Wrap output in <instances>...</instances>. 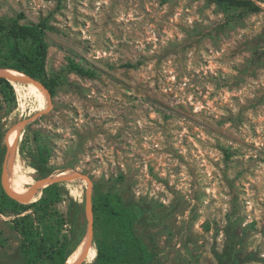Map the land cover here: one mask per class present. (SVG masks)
Masks as SVG:
<instances>
[{
    "label": "rangeland",
    "instance_id": "obj_1",
    "mask_svg": "<svg viewBox=\"0 0 264 264\" xmlns=\"http://www.w3.org/2000/svg\"><path fill=\"white\" fill-rule=\"evenodd\" d=\"M0 14L56 28L46 33L55 94L8 76L0 122L4 187L28 202L46 181L63 187L66 264L97 254L96 190L137 207L159 264H264V12L210 0H0ZM14 218L0 214V264H23Z\"/></svg>",
    "mask_w": 264,
    "mask_h": 264
},
{
    "label": "trees",
    "instance_id": "obj_2",
    "mask_svg": "<svg viewBox=\"0 0 264 264\" xmlns=\"http://www.w3.org/2000/svg\"><path fill=\"white\" fill-rule=\"evenodd\" d=\"M225 10L241 9L244 12H264V0H210ZM22 16L9 17L0 14V68H11L42 82L55 94V79L49 78L47 59L48 30L56 29L50 17L37 23L21 21ZM72 67L83 75H94L91 69L72 62ZM10 78L0 73V88L14 95ZM42 85V84H41ZM43 87V86H42ZM44 88V87H43ZM45 89V88H44ZM5 130L0 122V214L15 215L14 228L22 240L19 255L23 264H66L74 250L71 239L64 233L68 219L56 205L64 197L63 187L52 183L43 189L39 200L23 202L13 196L3 184V166L7 150ZM40 157L47 160V150L41 148ZM33 210V213L28 212ZM97 254L90 264H159L154 252L138 235L136 224L139 211L115 192L96 190L93 196ZM71 232L74 228L71 226Z\"/></svg>",
    "mask_w": 264,
    "mask_h": 264
},
{
    "label": "bare ground",
    "instance_id": "obj_3",
    "mask_svg": "<svg viewBox=\"0 0 264 264\" xmlns=\"http://www.w3.org/2000/svg\"><path fill=\"white\" fill-rule=\"evenodd\" d=\"M0 73L5 74L7 76L13 75L19 79H27V80L31 81L33 84H35L37 86V89H40L39 86H42L38 81L31 78L30 76H28L24 72H21V71L15 70V69H11V68L0 69ZM46 183H47V181L44 182L43 185H45ZM9 190L11 191L13 196L16 197L17 199H19L20 201L28 202L30 200L26 196H24L20 193V190L16 184H11V188ZM38 194H40V191L38 192ZM35 198H37V196L34 197V199Z\"/></svg>",
    "mask_w": 264,
    "mask_h": 264
},
{
    "label": "water",
    "instance_id": "obj_4",
    "mask_svg": "<svg viewBox=\"0 0 264 264\" xmlns=\"http://www.w3.org/2000/svg\"><path fill=\"white\" fill-rule=\"evenodd\" d=\"M28 76H29V75H28ZM31 78H32V77H31ZM33 79H34V78H33ZM35 80H36V79H35ZM36 81H38L40 84H42V86L45 88V85H44L42 82H40L39 80H36ZM57 180H58L57 178L51 179L47 185L52 184V183H55ZM47 185H46V186H47ZM44 187H45V186H44ZM92 210H93V203H92ZM91 236H92V231L89 233V236H88V241H89V242H90Z\"/></svg>",
    "mask_w": 264,
    "mask_h": 264
}]
</instances>
